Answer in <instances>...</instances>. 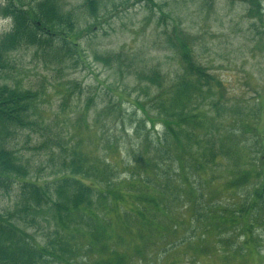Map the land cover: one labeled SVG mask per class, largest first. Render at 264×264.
<instances>
[{"label": "trees", "instance_id": "1", "mask_svg": "<svg viewBox=\"0 0 264 264\" xmlns=\"http://www.w3.org/2000/svg\"><path fill=\"white\" fill-rule=\"evenodd\" d=\"M64 1L0 3V17L10 20L9 30L0 35V189L7 193L17 187L13 210L0 213V264H178L180 252L195 253L197 245L205 254L209 236L216 246L212 254L224 259L264 251L260 108L246 110L227 98L222 83L196 62L189 40L176 27L166 33V42L179 72L170 81L156 69L139 76L154 89V116L137 104L151 133L144 132L143 120L136 121L135 141L119 160L126 177L82 148L60 144L61 175L52 182L29 179L9 139L35 126L31 118L38 97L11 87L7 74L12 54L23 48H33L56 66L79 61L75 24L62 9ZM248 2V15L261 20V1ZM85 8L94 15L96 0H86ZM120 103L118 97L105 114L119 115ZM121 130L126 132L123 125ZM108 141L115 145L114 139ZM41 222L53 229L43 243L26 230ZM193 238L198 239L194 246ZM154 250L163 263L153 260Z\"/></svg>", "mask_w": 264, "mask_h": 264}, {"label": "rangeland", "instance_id": "2", "mask_svg": "<svg viewBox=\"0 0 264 264\" xmlns=\"http://www.w3.org/2000/svg\"><path fill=\"white\" fill-rule=\"evenodd\" d=\"M260 1L261 20L248 15V0H151L153 5L148 0H96L94 15L85 8L86 0H65L61 5L75 24L79 61L67 59L56 66L36 55L33 48H23L12 54L7 74L11 87L30 90L38 97L31 118L35 126L17 130L9 139L10 148L27 166L29 179L52 182L61 175L60 144L67 149L82 148L84 154L117 168L120 178L126 177L119 160L126 158L128 145L135 141L132 129L136 121L143 120L144 132L151 133L137 104L154 116V89H147L139 76L156 69L170 81L180 69L166 42L172 27L187 37L196 62L222 83L227 98L246 110L259 106L257 129L264 143V0ZM9 28L10 20L0 17V35ZM118 97L120 114H105ZM109 138L115 140L114 146H109ZM16 196L17 187L11 186L7 193L0 189V213L13 210ZM26 230L39 243L53 235L52 227L42 222L38 228L28 226ZM232 237L239 242L243 239L239 234ZM196 241L193 238L192 246ZM206 245L205 254L197 245L195 253L180 252L176 262L264 264L263 250L224 259L212 254L211 248L216 246L211 236ZM152 257L165 261L158 250Z\"/></svg>", "mask_w": 264, "mask_h": 264}]
</instances>
